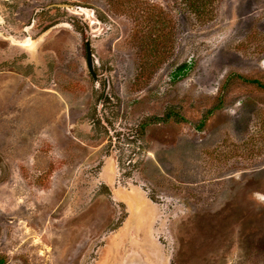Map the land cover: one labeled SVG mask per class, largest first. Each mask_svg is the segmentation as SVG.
Here are the masks:
<instances>
[{
	"label": "rangeland",
	"instance_id": "obj_1",
	"mask_svg": "<svg viewBox=\"0 0 264 264\" xmlns=\"http://www.w3.org/2000/svg\"><path fill=\"white\" fill-rule=\"evenodd\" d=\"M175 5L0 0L5 264H264V0Z\"/></svg>",
	"mask_w": 264,
	"mask_h": 264
},
{
	"label": "trees",
	"instance_id": "obj_2",
	"mask_svg": "<svg viewBox=\"0 0 264 264\" xmlns=\"http://www.w3.org/2000/svg\"><path fill=\"white\" fill-rule=\"evenodd\" d=\"M176 8L184 15L190 17H197L201 20L209 18L214 12L216 4L219 0H174ZM189 64L187 62L180 64L171 74L172 79H177L178 77L185 76L188 72ZM239 79L246 82H256L254 79H249L243 75H236ZM169 118L168 115L165 116V120ZM163 119V118H162ZM98 119L97 124H100ZM102 124H105L102 122ZM106 126V125H105ZM141 128L144 130L145 125ZM140 128V129H141ZM134 136V135H132Z\"/></svg>",
	"mask_w": 264,
	"mask_h": 264
},
{
	"label": "water",
	"instance_id": "obj_3",
	"mask_svg": "<svg viewBox=\"0 0 264 264\" xmlns=\"http://www.w3.org/2000/svg\"><path fill=\"white\" fill-rule=\"evenodd\" d=\"M62 5H60V6H62ZM63 6L72 7L71 5H67V4H64ZM8 38L10 39L11 36H8ZM86 62H87V68H88L89 73L94 78V80L97 81L98 80V74L95 70V62L96 61H95L94 55L92 53L91 42L89 40L86 41ZM108 87H109V82H108V80H105L103 97H105Z\"/></svg>",
	"mask_w": 264,
	"mask_h": 264
},
{
	"label": "flooded vegetation",
	"instance_id": "obj_4",
	"mask_svg": "<svg viewBox=\"0 0 264 264\" xmlns=\"http://www.w3.org/2000/svg\"><path fill=\"white\" fill-rule=\"evenodd\" d=\"M7 260L6 257H4L3 255L0 256V264H5V261Z\"/></svg>",
	"mask_w": 264,
	"mask_h": 264
},
{
	"label": "bare ground",
	"instance_id": "obj_5",
	"mask_svg": "<svg viewBox=\"0 0 264 264\" xmlns=\"http://www.w3.org/2000/svg\"><path fill=\"white\" fill-rule=\"evenodd\" d=\"M11 39L13 40V42H18L16 39L14 40V38L11 36Z\"/></svg>",
	"mask_w": 264,
	"mask_h": 264
}]
</instances>
